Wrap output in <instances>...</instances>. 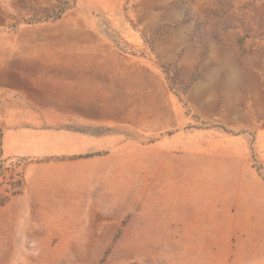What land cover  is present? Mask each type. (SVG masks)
<instances>
[{"label": "rangeland", "instance_id": "374dc122", "mask_svg": "<svg viewBox=\"0 0 264 264\" xmlns=\"http://www.w3.org/2000/svg\"><path fill=\"white\" fill-rule=\"evenodd\" d=\"M30 49L63 79L126 85L94 103L109 124L89 129L125 145L55 157L43 175L83 176L41 183L39 204L58 211L24 214L1 208L29 160L0 150V264H219L214 227L264 224V0H0V84L29 81Z\"/></svg>", "mask_w": 264, "mask_h": 264}, {"label": "crops", "instance_id": "0c3cea01", "mask_svg": "<svg viewBox=\"0 0 264 264\" xmlns=\"http://www.w3.org/2000/svg\"><path fill=\"white\" fill-rule=\"evenodd\" d=\"M23 52L27 61L25 65L36 67L22 69L21 74H28L29 81L0 84V150L4 159L25 158L29 162L25 168L26 186L22 194L11 198L9 204L1 209L14 210L17 214L47 213L58 211V206H41L39 204V185L45 183L49 191L55 188L54 182L67 181L76 188L80 176L76 169L67 174L50 172L42 174V169L55 166V157L78 155L70 159L72 163L106 161L119 158L120 149L125 145V137L114 132H94L89 129L96 125L109 124L100 117L95 118L91 109L94 103L119 101L125 96L126 85L93 83L88 80L63 79L55 72H47L46 65L54 63L39 62L36 49ZM81 74L94 75L93 63L85 62ZM109 68H102L101 71ZM120 76V67L112 68ZM26 71V72H25ZM47 74V76H45ZM129 90L135 91L136 81ZM135 95H133L134 97ZM124 121V108L117 106ZM120 115V114H119ZM100 153L99 155H91ZM89 156H85L88 155ZM66 181V180H64ZM53 197V194H51ZM213 236L207 239V245L213 247V261L219 264H264V224L253 222L250 227L237 225L231 228L229 236L217 233L214 227ZM229 242V252L221 258L222 241Z\"/></svg>", "mask_w": 264, "mask_h": 264}]
</instances>
